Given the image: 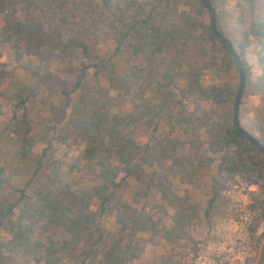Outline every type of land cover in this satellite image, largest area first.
I'll use <instances>...</instances> for the list:
<instances>
[{"label":"rangeland","instance_id":"1","mask_svg":"<svg viewBox=\"0 0 264 264\" xmlns=\"http://www.w3.org/2000/svg\"><path fill=\"white\" fill-rule=\"evenodd\" d=\"M140 1L145 5L140 19L149 14L147 24L155 22L154 26L141 29L142 34H152L155 29L173 32V24L182 12L186 13L192 40L188 47H177L168 39L160 48L158 44L144 46L132 53L101 41L99 49L85 54L79 45L85 38L80 27L65 25L56 15V19L51 18L56 0L49 6L41 4L39 10L26 7L22 0H8L0 8V90L11 93L26 89L38 138L34 156L38 157L45 146L44 133L50 136L67 123L74 101H69L66 93L76 99L80 93L88 110L100 104L92 107L96 101L92 97L99 98L104 93L111 99V104L107 103L109 115L117 120L126 118L125 123L118 124L115 120L111 126L119 129L118 136L132 138L142 149L133 151L128 167L117 163L119 156L113 152L115 164L120 167L114 182L102 177L97 158L89 164L79 161V167L75 168L64 164L63 170L70 172L62 171L60 175L55 170L39 174L55 200L68 208L71 218L81 209L74 200L83 194L84 204L88 202L85 213H94L93 227L101 228L94 232V238L100 237L101 232L107 236L108 242L103 247L89 245L90 241L82 245L90 252L96 250L97 258L93 263L84 264L105 263L106 253L116 241H119L118 255L111 264H190L198 243L211 233L222 215L226 180L244 176L240 166L232 171L228 167H233L232 161L238 152L245 151V141L223 148V143L216 138L230 125L224 120V114L229 117L233 113L235 96L227 99L228 103L218 104L199 93L200 85L219 86L231 90L233 97L240 81L235 64L219 45L204 44L209 39L211 26L208 9L201 6V0ZM210 1L219 13L220 28L226 36L233 34L232 30H239L235 33L238 36L252 20H264V0H255L253 10L247 5H238V0ZM20 22L25 26L23 32L18 30ZM124 58L131 62L129 69L122 76L115 74L111 81L100 71L103 68L94 66L98 62L108 66L114 62L119 64ZM245 59L250 75L240 102V121L264 142V88L260 89L258 84L264 74L258 68L254 52H247ZM125 78L131 80L130 88L122 81ZM150 78H154L152 83L146 81ZM190 80L194 84L186 91L184 88ZM226 96L230 95L225 93ZM9 106L0 99V168L23 186L35 176V159L24 160L15 141L3 133ZM151 110L157 114L151 115ZM105 139L110 150L115 147L108 135ZM76 149L61 148V155L70 161L77 157ZM110 150L103 151L102 156L109 155ZM251 154L253 162H257L253 163L256 173L262 175L259 179L253 175L252 179L260 187L251 197L254 204L262 202V217L253 230L255 255L249 264H264V161L254 152ZM224 156L232 157V161L222 163ZM156 161L164 163L165 169H158ZM172 166L176 167L174 173L169 170ZM213 185L217 197L212 191ZM108 195L114 196L115 209L109 215L99 216L102 198ZM118 207L145 221V225L135 229L133 242L138 248L127 253L121 246L127 238L122 237L126 231L118 223ZM55 237L61 240L69 235L64 228L51 225L38 236L43 241ZM2 238L9 236L4 234ZM45 257V248L38 247L17 257L16 264H43Z\"/></svg>","mask_w":264,"mask_h":264},{"label":"trees","instance_id":"2","mask_svg":"<svg viewBox=\"0 0 264 264\" xmlns=\"http://www.w3.org/2000/svg\"><path fill=\"white\" fill-rule=\"evenodd\" d=\"M6 1L8 0H0V8L4 6ZM22 1H24L26 7L39 10L41 4H47L49 6L52 0ZM56 1L57 2L53 5L54 14H52L51 18L56 19V15L60 17L61 20L59 21L63 24L80 27V31L85 33V38L81 39L79 45L82 48V52L85 54L99 49L101 41L103 43H114L116 49L119 48L122 51L130 50L132 53L134 50H141L144 46L148 47L156 44H158V46L163 45L168 39L172 41L175 46L182 48L188 47L192 42L188 35L189 26L187 23L190 20L188 15L184 12L181 13L178 22H176L177 24H173L175 27L169 23V25L174 27L173 32L171 29L161 31H155V29L152 34H142L141 29L152 26L155 22L150 25L147 24L150 19L149 14L145 19H140V15L144 14L145 6L140 0ZM237 3L238 5H247L253 10L252 8L255 5V0H238ZM200 4L201 6H205L202 1ZM217 17V27L220 33L231 41V46L220 42L219 38L213 34L211 26L209 27V39L204 44L206 46L209 45L210 42L216 43L219 45L220 50L224 52L227 57L229 56L239 73L240 88V69L231 48L236 50L242 61L246 74V83L249 82L250 75L249 65L245 59L247 52H254V55L258 59V68L264 74V20H252L249 27L245 28L238 36H235V33L239 30H232L231 33L233 34L226 36L220 28L218 11ZM6 23L9 24L10 21ZM19 24L18 30L23 32L25 26L22 22ZM144 24H146V26H144ZM87 35L92 36L88 38ZM160 47L161 46H159V48ZM102 63L98 62V64L96 63L94 66L100 69L103 68L100 71H102L109 81L114 79L115 74H117V76H122L131 65V62L126 58L120 60L119 64L115 62L112 63L111 66L107 64L101 65ZM191 67H194L193 64ZM193 70L196 71L195 68ZM196 77L198 78V75H196ZM122 81L128 83L130 88V79L125 78ZM146 81L152 83L154 78H150ZM81 82L82 80L77 82L78 88ZM158 84L160 83L158 82ZM193 84V80H190L186 86L187 88L184 89L187 91ZM258 84L260 89L264 88V76L258 81ZM239 88L234 92L233 97L231 90L219 86L206 88L200 85L199 93L203 98L210 99L218 104L224 102L228 103L227 99H232L235 96L233 101V107L235 109ZM225 93L230 96L224 97ZM66 94L69 97V101H74L67 123L54 130L50 136L44 133L45 146L41 154L36 157L33 151L38 138L35 132L33 118L29 113L28 102L30 97L28 93L26 94V89L21 88L11 93H5L4 90H0V99L5 102V104L10 105L4 128L6 131H3V133L9 137L8 139L15 141L18 153L24 160L35 159V176H32L23 186L19 182L11 180V178L4 173V168H0V264H16L17 257L26 255L29 251L38 247L45 248L46 257L43 264L93 263L97 259L96 250L90 252L88 248L82 245L90 241L91 243L89 242V245L97 246L98 244L100 247H103L108 242L105 240L107 236L104 232H101L100 237L94 238V232L101 230V228L98 226L93 227L95 223L94 213H85V209L88 208V202L84 204L85 197L83 194V196H78L79 198L77 197L74 200L75 204L80 206L81 209L76 217L71 218L68 214V208L55 200L51 190L47 187L45 188L44 182L39 177V174H44L45 172L43 173V171L55 170V172H58V175H60L62 171H65L63 170L64 164H66L65 166L75 168L79 167V161L84 164H89L93 159L97 158L99 166L102 168V177L105 180L114 182L120 167L115 164L113 152H116L119 156L117 163H122L128 167L133 151L136 148L141 149V147L134 140H131L132 138L124 139V137L118 136L119 129L111 126L115 120L118 124L125 123L126 118L117 120L115 117L109 115V106L107 103L111 104V99L108 96L105 97L104 93H101L99 98L92 97L93 102L96 100L92 107L100 104L96 108H90L89 110L86 108L87 104L85 100L82 99L80 93L77 96L78 99L70 93ZM234 109L233 113L231 111L229 117L224 114V120L228 121L230 125L228 128L226 127L223 132H220L216 138L218 137L219 143H223V148L229 147L233 143L240 142V140L245 141L246 147L245 151L237 153L238 155L235 156V160L232 161V157L226 158L224 156L222 158V163L232 161L233 167H228L229 170L232 171V168H238L240 166L245 176L252 178L253 175H255V177L259 179L262 175L259 172L256 173L257 170L253 167V163L256 164L257 162H253L254 156L251 152H254L255 155L260 157L263 161L264 154L258 146L251 143L236 127ZM149 112H151L153 116L157 114L156 110H151ZM226 113L229 114V112ZM258 121L259 119L255 120V122ZM262 129L264 133V126ZM106 135L111 139L112 145H115L111 150L106 142ZM213 138L215 139V136ZM256 138L264 144L260 138ZM64 147L67 149L76 147L77 157L67 161V157L61 155V148ZM109 150L110 154L103 157V151ZM245 152L247 153L246 156L244 154ZM190 162L194 165V160ZM156 164L158 165V169H165L164 163L156 161ZM169 170L173 172V170H176V167L172 166ZM65 172L67 173L70 171ZM255 183L258 182L256 181ZM262 188L264 190V187ZM215 189L216 187L213 185L212 191L215 193L214 196L217 197V191ZM82 199H84V201ZM114 201L113 195L103 196L99 216L111 214L115 209ZM214 206L217 207L216 204H214ZM218 207H220V203ZM116 209L119 210L118 223L122 226V230L126 231L122 234V237L125 239L127 238V240L126 242H122L121 246L124 247V252L127 253L129 249L138 248L133 242V239L136 237L135 229L145 225V221H143L144 219H142L141 216L134 218L132 214H129L128 211L122 207ZM15 218L18 219L14 220ZM23 221H27V223L24 225ZM51 225L64 228L69 237L61 240L55 237L46 241L38 238V236L45 232ZM4 234L8 235L9 238H2ZM117 245H119V241L114 242L106 253L108 260L101 264H111L114 258H117Z\"/></svg>","mask_w":264,"mask_h":264},{"label":"built area","instance_id":"3","mask_svg":"<svg viewBox=\"0 0 264 264\" xmlns=\"http://www.w3.org/2000/svg\"><path fill=\"white\" fill-rule=\"evenodd\" d=\"M258 188L245 175L226 180L222 215L198 243L190 264H249L255 255L253 230L262 215V202L254 204L251 197Z\"/></svg>","mask_w":264,"mask_h":264},{"label":"water","instance_id":"4","mask_svg":"<svg viewBox=\"0 0 264 264\" xmlns=\"http://www.w3.org/2000/svg\"><path fill=\"white\" fill-rule=\"evenodd\" d=\"M201 1L205 5V7L208 9V11L210 13L211 30H212L213 34L219 38L220 42H222L223 44H227L228 46H231V41L229 39H227L226 37H224L220 33V31H219V29L217 27V19H218V17H217L216 8L213 6V4L211 3L210 0H201ZM231 51H232L233 55L235 56V58L237 60V64L239 66L240 74H241V84H240V88H239V93H238L237 98H236V104H235V109H234L235 125L240 130V132L244 136H246L251 143H253L254 145L258 146V148L264 154V144H262L254 135H252L248 130H246L241 125V122H240V119H239V108H240L241 98H242V95L244 93V88H245V85H246V74H245V70H244L242 61H241L239 55L237 54L236 50L234 48H231Z\"/></svg>","mask_w":264,"mask_h":264}]
</instances>
